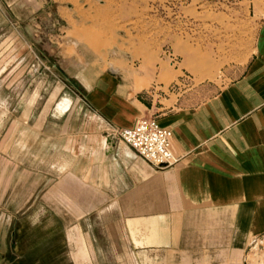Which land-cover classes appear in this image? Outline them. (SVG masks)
I'll use <instances>...</instances> for the list:
<instances>
[{
	"label": "crops",
	"instance_id": "0c3cea01",
	"mask_svg": "<svg viewBox=\"0 0 264 264\" xmlns=\"http://www.w3.org/2000/svg\"><path fill=\"white\" fill-rule=\"evenodd\" d=\"M132 2L0 0V35L2 21L40 11L71 29L70 49L56 52L92 106L57 152L56 179L29 189L41 198L26 201L30 226L0 264H248L264 249V18L219 81L218 65L161 63L129 23ZM188 68L199 84L168 94ZM143 117L171 129L175 167L155 169L114 135Z\"/></svg>",
	"mask_w": 264,
	"mask_h": 264
},
{
	"label": "rangeland",
	"instance_id": "374dc122",
	"mask_svg": "<svg viewBox=\"0 0 264 264\" xmlns=\"http://www.w3.org/2000/svg\"><path fill=\"white\" fill-rule=\"evenodd\" d=\"M128 12L129 23L139 24L140 39L148 49L160 50L161 63L175 68L188 67L189 62L218 65L211 79L222 81V67L243 63L250 51L264 18V0H136ZM134 13L139 19L131 20ZM1 28L0 262L4 263L14 256L30 226L25 220L31 211L26 201L31 194L34 200L41 198L40 190L29 189L40 183L41 174L56 179L57 152L63 151L84 111H92V106L74 78L72 60L56 52L59 45L70 49L71 32L69 36L62 32L71 31L68 26L40 11L16 25L2 21ZM184 45L192 50V58ZM181 75L167 88L168 94H183L199 84L190 68ZM161 94V99L169 98ZM245 261L264 264V249L252 247Z\"/></svg>",
	"mask_w": 264,
	"mask_h": 264
},
{
	"label": "built area",
	"instance_id": "2783aa9c",
	"mask_svg": "<svg viewBox=\"0 0 264 264\" xmlns=\"http://www.w3.org/2000/svg\"><path fill=\"white\" fill-rule=\"evenodd\" d=\"M114 135L155 169H170L181 161L172 151L171 129L156 118H139L130 128L116 129Z\"/></svg>",
	"mask_w": 264,
	"mask_h": 264
}]
</instances>
